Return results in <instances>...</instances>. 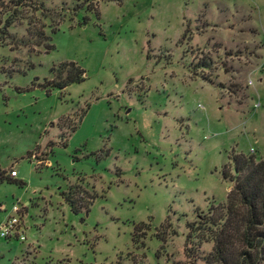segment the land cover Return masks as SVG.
Listing matches in <instances>:
<instances>
[{
    "label": "rangeland",
    "instance_id": "1",
    "mask_svg": "<svg viewBox=\"0 0 264 264\" xmlns=\"http://www.w3.org/2000/svg\"><path fill=\"white\" fill-rule=\"evenodd\" d=\"M234 154L264 160V0H0V264H205Z\"/></svg>",
    "mask_w": 264,
    "mask_h": 264
},
{
    "label": "trees",
    "instance_id": "2",
    "mask_svg": "<svg viewBox=\"0 0 264 264\" xmlns=\"http://www.w3.org/2000/svg\"><path fill=\"white\" fill-rule=\"evenodd\" d=\"M10 2L21 5L22 0ZM87 3V10L97 9L94 1ZM12 23L11 19H7L4 31ZM43 39L44 43L48 42L45 48L49 52L53 49V45L49 44L51 40L46 36ZM51 74L53 79L47 81L45 87L57 90H64L86 79L84 69L74 62L52 68ZM232 164L235 174L229 179L233 186L226 203L212 208L210 215L204 219L213 241V249L204 261L205 264H264V160L255 162L252 157L234 154ZM3 178L1 176L0 181ZM224 178L228 179L226 173ZM63 197L71 211L77 213L75 199L70 194H63Z\"/></svg>",
    "mask_w": 264,
    "mask_h": 264
},
{
    "label": "built area",
    "instance_id": "3",
    "mask_svg": "<svg viewBox=\"0 0 264 264\" xmlns=\"http://www.w3.org/2000/svg\"><path fill=\"white\" fill-rule=\"evenodd\" d=\"M9 177L11 179H14L17 177V172L15 170H12L9 173ZM21 208L18 206H14L12 209V212L14 214H16L18 217L16 216H10L8 217L7 220H5L4 222H0V238H4V239H17L20 241L24 240V237L21 235V220L19 217Z\"/></svg>",
    "mask_w": 264,
    "mask_h": 264
},
{
    "label": "crops",
    "instance_id": "4",
    "mask_svg": "<svg viewBox=\"0 0 264 264\" xmlns=\"http://www.w3.org/2000/svg\"><path fill=\"white\" fill-rule=\"evenodd\" d=\"M17 177H18V174H17ZM17 177H16V178H17ZM16 178H14V179H12V180H15Z\"/></svg>",
    "mask_w": 264,
    "mask_h": 264
}]
</instances>
